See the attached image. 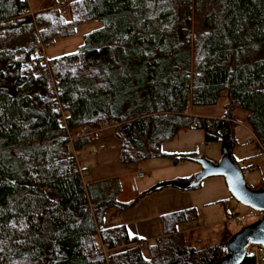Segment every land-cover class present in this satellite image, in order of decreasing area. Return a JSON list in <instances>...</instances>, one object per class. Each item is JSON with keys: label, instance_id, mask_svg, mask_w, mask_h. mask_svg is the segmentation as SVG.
<instances>
[{"label": "trees", "instance_id": "1", "mask_svg": "<svg viewBox=\"0 0 264 264\" xmlns=\"http://www.w3.org/2000/svg\"><path fill=\"white\" fill-rule=\"evenodd\" d=\"M201 7L203 30L192 35L191 14ZM26 9L25 0H0V264L215 263L231 234L223 227L216 244L187 245L179 227L194 220L192 209L160 216L162 235L147 247L124 226L102 228L106 211L128 210L139 197L119 202L118 178L83 184L74 152L111 123L123 166L194 157L160 150L191 129L206 144H221L228 129L233 152L238 112L260 156L264 0H75L66 20L58 8L32 18ZM83 22L99 27L73 53L41 65L38 46ZM222 94L220 117L193 113ZM239 169L243 179L253 171ZM240 264H264V255Z\"/></svg>", "mask_w": 264, "mask_h": 264}, {"label": "rangeland", "instance_id": "2", "mask_svg": "<svg viewBox=\"0 0 264 264\" xmlns=\"http://www.w3.org/2000/svg\"><path fill=\"white\" fill-rule=\"evenodd\" d=\"M27 9L31 13V17L37 12L45 11L50 8H58L62 17L68 18L66 12V4L75 0H25ZM203 8L192 11L190 31L192 35L201 32L202 20L204 17ZM205 9V8H204ZM99 27L96 22H83L79 24L74 33L66 38L55 37L51 43L42 46L43 56L45 60H52L60 56L71 54L76 47L81 44L82 36ZM37 51L35 56L37 57ZM226 99L222 94L216 105L211 107H198L193 110L194 114L203 115L210 114L220 116L223 114V105ZM234 116L238 121V125L233 129V137L236 142V148L233 149V157L238 167L251 166V164H259L261 171L246 172L244 175L245 184L251 189H264V157L252 156L247 158L245 152L252 151V145L248 142L252 140L250 133L243 126V116L238 112H234ZM205 120V118L200 117ZM236 121V122H237ZM104 132L93 137L89 143L84 145L80 150L74 152V157L78 169L82 172L83 184H90L101 180L110 179L114 176L117 178L121 174L142 172L144 177L137 182V193L131 194L127 190L122 176V191L117 200L127 202L131 199L139 197L133 207L128 210L116 212L108 210L104 214L102 228H113L116 226H124L129 237H136L142 240L146 247L152 245L155 239L162 235V227L160 216L163 214L176 212L180 210L192 209L195 215L193 221L182 224L179 230L184 233L187 245H192L196 249L206 248L216 244L223 227L233 235L241 227L249 225L258 219L260 213L249 210L248 208L237 204L228 194L222 178H209L204 180L199 188L191 191H181L175 188H163L152 191L151 189L160 183L172 181L157 180L166 176L170 171H182L186 167L199 166L188 161H181L177 164L165 158H151L143 160L137 164L123 166L118 161V143L113 136L112 130ZM201 135L200 129H191ZM105 138L104 141L98 139ZM188 141L187 139H184ZM183 141V139L181 140ZM201 139L200 144H203ZM101 144V145H100ZM176 138L161 144L160 150H174L176 148ZM101 146V147H100ZM220 143H210L208 148H196L193 153L197 158H203L213 163L218 161L220 156ZM243 163V164H242ZM117 176V177H116ZM258 179L261 180L258 184ZM184 179H178L181 181ZM217 181V182H216ZM219 183V184H218ZM194 196V202L192 199ZM217 199V200H215ZM202 200L213 201L204 204ZM249 211L251 214H249ZM159 235L158 237H156ZM146 247L141 249L143 258L147 259ZM106 255V254H105Z\"/></svg>", "mask_w": 264, "mask_h": 264}, {"label": "water", "instance_id": "3", "mask_svg": "<svg viewBox=\"0 0 264 264\" xmlns=\"http://www.w3.org/2000/svg\"><path fill=\"white\" fill-rule=\"evenodd\" d=\"M232 143L228 129L225 130L217 162L211 163L203 158L185 156L184 161L195 163L199 171L189 181H167L155 185L151 190L175 188L191 191L208 178H222L229 196L239 205L257 211L260 216L249 225L241 227L223 244L222 256L213 264H240L245 257L248 244L264 248V189H251L243 179L241 171L232 160Z\"/></svg>", "mask_w": 264, "mask_h": 264}, {"label": "crops", "instance_id": "4", "mask_svg": "<svg viewBox=\"0 0 264 264\" xmlns=\"http://www.w3.org/2000/svg\"><path fill=\"white\" fill-rule=\"evenodd\" d=\"M197 117H202V118H218V117H220V116H214V115H210V114H203V115H197V114H195ZM105 130H111V129H109V128H106V129H102V130H99V131H97L95 134H94V137L95 138H97V136L99 135V134H101V133H104V132H110V131H105ZM202 132V131H201ZM175 138H176V148L174 149V150H171L170 151V149H165L166 147H164L162 150H161V152L162 153H164V154H168V155H182V154H194L193 153V151H194V149L196 148V145H198V144H200L199 143V140L201 139V141L202 142H204V139H203V132L201 133V135L200 134H198V133H194V132H192V131H181V132H179L176 136H175ZM174 138V139H175ZM183 139V141H181ZM184 139H187L188 141H186V140H184ZM99 141H104L105 140V138H101V139H98ZM173 140V139H172ZM116 142L118 143V141L116 140ZM201 142V143H202ZM101 145V144H100ZM119 145V144H118ZM101 147V146H100ZM245 152V154H244V156L245 157H247V158H249V157H251V154H252V151H250V152H247V151H244ZM194 157H196V156H194ZM216 160H214L213 161V163L215 162ZM251 166H252V170L253 171H261V169H260V163L259 164H256V163H254V164H251ZM242 167H246L245 165H243ZM169 170V173L166 175V176H163V177H160V178H158L157 180H159V179H161V181H167V180H172V181H177L178 179H187V178H189V177H191V176H194V175H196L197 173H198V171H199V168L197 167V166H190V167H186V169H183L182 171H170V169H168ZM132 174V173H131ZM130 173H128V174H121L120 176H116L118 179H119V181H120V185H121V189H122V183H121V178H122V176H123V178H124V180H125V184H126V186H127V190H128V192L129 193H131V194H135V193H132L131 191H130V188H129V182H128V178H129V176L131 175ZM112 178H114V176L112 177ZM209 179V178H208ZM262 180V182L264 183V180L263 179H261ZM261 180H259L258 179V184H260V182H261ZM217 182V181H216ZM219 184V183H218ZM137 189H138V187H137ZM122 191V190H121ZM121 194V193H120ZM119 194V195H120ZM118 195V196H119ZM118 196H117V198H118ZM194 196L192 195V199H193V203L195 204V202H194V198H193ZM215 200H217V199H215ZM215 200H213V201H205V200H202V203H204V204H208V203H212V202H214ZM119 201V200H118ZM119 202H122V201H119ZM164 215V214H163ZM162 216V215H161ZM159 235H157L156 237H158Z\"/></svg>", "mask_w": 264, "mask_h": 264}, {"label": "built area", "instance_id": "5", "mask_svg": "<svg viewBox=\"0 0 264 264\" xmlns=\"http://www.w3.org/2000/svg\"><path fill=\"white\" fill-rule=\"evenodd\" d=\"M21 14H22V16H28V17L32 16L28 9L22 10ZM37 50H38L37 51V58H39L40 64L46 65L47 60H45V58L43 56L42 46L39 45ZM36 74H39V70L36 72ZM187 114L190 115V113L188 111H187ZM198 120L199 119L197 117H194L193 124H198L199 123ZM200 120L204 121L203 119H200ZM114 125L115 124L111 123L109 129L113 128ZM255 143L256 142L254 140H251L248 142V145H254ZM197 147L202 148V149H206V148H208V144H206L204 142L203 144H198ZM260 150H261V155L259 156V158L264 157V147H261ZM143 177H144V173H142V172H135L129 176V178H128L129 188H130V191L132 193H137V182H139ZM249 214H251L250 211H249ZM263 255H264V248L263 247H259L257 245H253V244H248L245 248V256L253 257L257 261L260 260L261 256H263Z\"/></svg>", "mask_w": 264, "mask_h": 264}]
</instances>
